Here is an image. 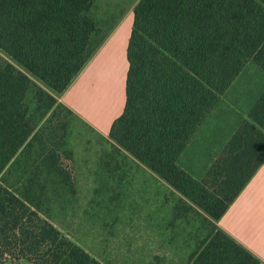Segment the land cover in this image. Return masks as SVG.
<instances>
[{
    "label": "trees",
    "instance_id": "1",
    "mask_svg": "<svg viewBox=\"0 0 264 264\" xmlns=\"http://www.w3.org/2000/svg\"><path fill=\"white\" fill-rule=\"evenodd\" d=\"M96 1L0 0V264H103L36 203L47 176L76 183L64 145L75 114L58 97L106 39ZM126 56L108 139L180 195L177 218L205 215L208 233L185 264H259L214 222L264 163V87L199 178L180 158L243 69L264 72V0H139Z\"/></svg>",
    "mask_w": 264,
    "mask_h": 264
},
{
    "label": "rangeland",
    "instance_id": "2",
    "mask_svg": "<svg viewBox=\"0 0 264 264\" xmlns=\"http://www.w3.org/2000/svg\"><path fill=\"white\" fill-rule=\"evenodd\" d=\"M263 87L264 72L249 63L181 155L180 165L199 178ZM116 105V110L124 105L118 91ZM64 145L74 158L76 183L70 190L53 176L42 179L47 192L36 203L44 217L103 264L186 263L208 233L200 210L177 218L180 195L76 115ZM13 177L8 181L23 191Z\"/></svg>",
    "mask_w": 264,
    "mask_h": 264
},
{
    "label": "crops",
    "instance_id": "3",
    "mask_svg": "<svg viewBox=\"0 0 264 264\" xmlns=\"http://www.w3.org/2000/svg\"><path fill=\"white\" fill-rule=\"evenodd\" d=\"M138 1H96L92 16L107 30L106 39L58 97V101L76 117L102 135H108L113 120L124 107L122 105V110H116V96L118 91L119 101L124 99L125 103L121 88L124 85L125 90L128 69L126 51L133 24V9ZM214 223L257 256L259 264H264V163Z\"/></svg>",
    "mask_w": 264,
    "mask_h": 264
}]
</instances>
